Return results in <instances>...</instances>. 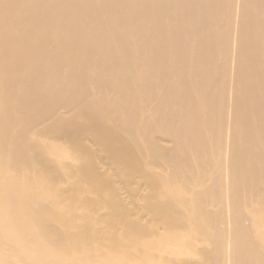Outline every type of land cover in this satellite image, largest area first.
Segmentation results:
<instances>
[{
	"label": "bare ground",
	"instance_id": "6f19581e",
	"mask_svg": "<svg viewBox=\"0 0 264 264\" xmlns=\"http://www.w3.org/2000/svg\"><path fill=\"white\" fill-rule=\"evenodd\" d=\"M0 264H264V0H0Z\"/></svg>",
	"mask_w": 264,
	"mask_h": 264
},
{
	"label": "rangeland",
	"instance_id": "374dc122",
	"mask_svg": "<svg viewBox=\"0 0 264 264\" xmlns=\"http://www.w3.org/2000/svg\"><path fill=\"white\" fill-rule=\"evenodd\" d=\"M124 205L126 206V203H125ZM127 205H128V203H127ZM126 207H127V208H130V206H129V205H128V206H126ZM131 207H132V206H131ZM133 208H134V207H133ZM102 212H103V213H105V211H104V210H102V211H101V215H102ZM142 223H143V222H142Z\"/></svg>",
	"mask_w": 264,
	"mask_h": 264
}]
</instances>
